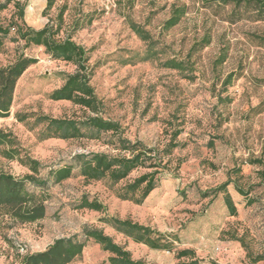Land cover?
<instances>
[{
  "label": "rangeland",
  "instance_id": "1",
  "mask_svg": "<svg viewBox=\"0 0 264 264\" xmlns=\"http://www.w3.org/2000/svg\"><path fill=\"white\" fill-rule=\"evenodd\" d=\"M20 1L26 6V23L34 28L43 27L50 19L57 21L60 8L66 6L60 36L71 35L93 48L91 62H99V66L92 83L103 100V115L118 120L126 128V136L162 145L172 127L180 124L178 140L186 144L173 154L174 160L184 158L180 169L165 171L141 203L117 196L125 180L115 186L106 180L85 182L76 169L63 182L36 189L46 197L44 218L20 223L0 211V264H20L26 252L43 250L56 238L80 233L87 225L103 228L135 258L150 264L189 261L190 257L176 256V250L187 247L196 251L199 264H264V179L257 171L264 166L243 163L251 155L264 159V45L248 37L249 32L264 34V21L242 19L231 24L225 20L231 6L220 5V0H115L110 8L105 7V0H56L47 12V0ZM7 2L0 0V23L4 25L16 18L14 0ZM174 2L187 4V13L164 31L163 22ZM132 21L157 40V53L152 57H145L147 42L132 29ZM209 30L212 42L193 56V71L164 65L167 58L184 57L192 43ZM223 44L230 46L229 57L215 69L213 60ZM21 53L38 61L18 80L10 115L0 118V130L11 132L23 153L42 162L41 175L68 163L79 152L118 153L105 143L108 134L101 139H41L43 124H38L34 115L18 119V113L82 114L80 106L69 100L49 98L63 83V72H73L75 65L52 59L44 46L27 45L12 29L0 48V63H9ZM237 69L243 76L222 92V80ZM220 94L232 101L220 103ZM259 103L258 113L251 108ZM3 147L0 173L23 176L29 171L16 158L5 157ZM142 171L135 170L131 177ZM228 180L236 215L230 213L224 193L217 190ZM237 185L249 190V195L241 194ZM83 194L102 202L104 209L79 208ZM103 216L131 218L177 234L179 239L173 250L154 249L116 231L100 220ZM108 257L109 252L90 239L82 255L69 264H111Z\"/></svg>",
  "mask_w": 264,
  "mask_h": 264
},
{
  "label": "trees",
  "instance_id": "2",
  "mask_svg": "<svg viewBox=\"0 0 264 264\" xmlns=\"http://www.w3.org/2000/svg\"><path fill=\"white\" fill-rule=\"evenodd\" d=\"M55 1L47 0L44 12L52 8ZM220 1V5L231 6L225 17V20L231 24L242 19L264 21V0ZM10 2L11 0H8L7 3ZM7 3L3 4L1 8L6 7ZM14 3L17 8L16 18L7 25L0 23V48L11 34L12 29H15L17 37L24 39L27 45L44 46L45 51L51 55L52 59L75 65L73 72H63V83L49 93V98L69 100L80 106L82 110V114L72 117L18 113V119L24 121L34 115L36 122L43 124L39 132L41 139L51 137L101 139L103 134H108L104 139L105 143L113 145L119 152L116 154L104 151L79 152L74 154L68 163L51 167L46 176H42L41 172L44 169L42 162L30 154L23 153V149L20 148L16 137L11 132L0 130V146H5L1 150L2 154L7 158H16L29 169L23 176H15L8 172L0 173V211L13 221L20 223L35 222L44 218L47 212L46 197L42 193H38L36 189L44 190L50 184L63 182L73 176L76 169L79 170V174L85 182L106 180L115 186L125 180L124 184L117 189V196L136 203L143 202L155 189L160 176L165 171L177 172L184 161V158L178 157L174 160L173 157L174 150L186 144V142L178 140L182 132L180 124L172 127L169 139L162 145H149L139 138L132 140L126 136V128L118 120L103 115V100L98 96L92 83L95 70L99 66V62H91L93 48H87L78 43L71 35L64 38L60 36L66 6L60 8L57 21L50 19L43 27L34 28L25 21V4L20 0H14ZM187 10V4L174 2L170 16L163 22V30L167 31L177 25ZM131 27L141 39L147 42L145 57L155 55L157 40L153 38L150 31L134 21L131 22ZM248 37L258 45H264V34L249 32ZM211 42L212 34L209 30L199 40L192 43L184 57L167 58L164 65L179 71H193L196 65L193 56L210 45ZM229 49L228 44L221 46L219 54L213 60L215 69L228 59ZM37 61L36 57L21 53L9 63H0V118L10 115L18 80ZM242 76L239 69L230 71L221 82V91H227L228 87ZM218 98L220 103L232 101L228 95L220 94ZM260 105L261 103L251 109L259 113ZM243 163L263 167L264 159L261 156L251 155L245 158ZM140 169L143 171L131 177L135 170ZM233 170L239 172L240 168L234 167ZM257 171L264 179V167ZM229 183V180L224 182L217 190L224 193V200L230 213L236 215L238 212L236 203L227 189ZM236 188L245 196L250 193L249 190H245L239 185ZM78 207L102 211L104 204L97 199L90 200L83 194ZM100 220L134 241L144 243L154 249L173 250L176 246L175 242L179 239L177 234L162 232L131 218L103 216ZM90 239L109 252L108 259L111 264H150L142 258H135L125 245L116 242L111 235L105 233L103 228L88 225L80 233L56 238L43 250L26 252L22 256L20 264H69L82 255ZM176 251L178 259L183 257L191 259L189 261L180 260L179 264H199L194 249L187 247Z\"/></svg>",
  "mask_w": 264,
  "mask_h": 264
},
{
  "label": "built area",
  "instance_id": "3",
  "mask_svg": "<svg viewBox=\"0 0 264 264\" xmlns=\"http://www.w3.org/2000/svg\"><path fill=\"white\" fill-rule=\"evenodd\" d=\"M115 5V0H105V7L110 8V6Z\"/></svg>",
  "mask_w": 264,
  "mask_h": 264
}]
</instances>
